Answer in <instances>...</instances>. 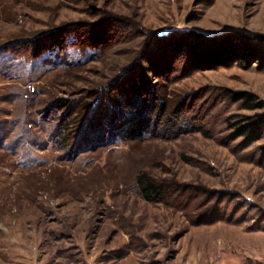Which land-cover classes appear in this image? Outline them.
<instances>
[{"label":"rangeland","instance_id":"1","mask_svg":"<svg viewBox=\"0 0 264 264\" xmlns=\"http://www.w3.org/2000/svg\"><path fill=\"white\" fill-rule=\"evenodd\" d=\"M180 31L264 37V0H0V264H264V129L228 119L264 106L226 97L264 104V66L120 84Z\"/></svg>","mask_w":264,"mask_h":264},{"label":"trees","instance_id":"2","mask_svg":"<svg viewBox=\"0 0 264 264\" xmlns=\"http://www.w3.org/2000/svg\"><path fill=\"white\" fill-rule=\"evenodd\" d=\"M159 43L165 44L162 56L160 57L161 63L145 54L142 60H144L143 62L151 64L150 69H147L144 72L139 70L141 76L138 79L132 77L130 79L126 78L125 82L121 80L120 84L122 88L123 86L128 88L127 83L131 81L133 82L131 85L137 87L128 89L129 91L133 90V93L136 94L141 88L138 83H141L147 71L152 72L155 75L157 74L156 76H162L164 79H167V77L169 78L171 75L173 77L185 76L190 72L188 70H194L200 68V66H205L206 68L226 66L231 62L239 63L241 65L245 62V66H251V64L256 62L258 67L263 68L264 66V37L262 36H251L241 32L207 35L194 31H180L166 35L161 38ZM178 65H180V67ZM141 66L142 65L139 64V69H141ZM136 72H138V69ZM131 73L133 74V72ZM137 74L138 73L135 74V77H137ZM124 90L125 89H123V91ZM150 90L151 94L155 95L156 90L153 89V85ZM111 92H113L112 89ZM130 93L132 94V92ZM132 96L136 97L133 94ZM226 97L234 103L237 101L244 102L243 108L247 109H260L264 106L262 102L256 103L254 99H252L253 97L246 92L230 91ZM110 100H112L113 105H115V99L110 97ZM59 105H62L65 109L71 106V103L60 99ZM91 105L89 103H84L80 112H89L92 107ZM230 118H234V120L229 124V128H233V130L236 129L238 132L233 135L229 134L230 140H235L240 136H245V138L248 139V145H243L242 149L247 148L252 142L262 138L264 114H232L228 117V119ZM135 131L137 132L134 134H130L129 131V134H126L125 136L128 138H134L138 135L139 130L135 129ZM77 134L78 133H75V136ZM256 148L258 149V153L262 155L263 161L264 142L257 145ZM136 184L142 198L147 202H164L166 196L171 193L172 190V187L165 182L156 181L146 173H141L136 177Z\"/></svg>","mask_w":264,"mask_h":264}]
</instances>
